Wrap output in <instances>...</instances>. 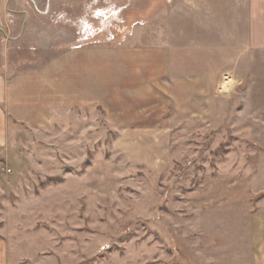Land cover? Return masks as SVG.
I'll use <instances>...</instances> for the list:
<instances>
[{"label": "rangeland", "instance_id": "rangeland-1", "mask_svg": "<svg viewBox=\"0 0 264 264\" xmlns=\"http://www.w3.org/2000/svg\"><path fill=\"white\" fill-rule=\"evenodd\" d=\"M197 2L0 0V68L57 66L54 112L44 127L20 134L22 153L0 159L6 264L253 260L263 236L254 237L251 217L264 203L261 55L229 67L209 120L178 124L168 170L133 168L124 150L134 140L117 136V114L70 98L77 68L97 73L104 64L112 72L125 53L187 45L184 8Z\"/></svg>", "mask_w": 264, "mask_h": 264}, {"label": "crops", "instance_id": "crops-1", "mask_svg": "<svg viewBox=\"0 0 264 264\" xmlns=\"http://www.w3.org/2000/svg\"><path fill=\"white\" fill-rule=\"evenodd\" d=\"M197 1L195 7L184 8L187 31L182 39L187 45L125 53V59L132 60H122L112 72L104 64L97 73L88 68L72 72L73 103L105 106L107 113L117 114V136L134 140L132 148L124 150L133 168L173 167L171 139L180 132L178 124L209 120L210 107L219 100L217 87L229 67L244 57L253 63L255 54L264 58V0ZM40 69L23 72L8 64L0 68V159L11 161L22 153L20 134L44 127L57 107V66ZM143 138L148 141L137 140ZM12 166L17 170L18 164ZM251 217L254 237L258 241L263 236L249 264H264V203ZM0 264H6L1 256Z\"/></svg>", "mask_w": 264, "mask_h": 264}]
</instances>
